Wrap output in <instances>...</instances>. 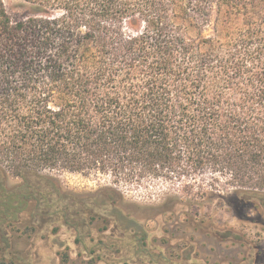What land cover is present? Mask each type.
<instances>
[{"label": "trees", "instance_id": "obj_1", "mask_svg": "<svg viewBox=\"0 0 264 264\" xmlns=\"http://www.w3.org/2000/svg\"><path fill=\"white\" fill-rule=\"evenodd\" d=\"M22 1L30 12L13 16L0 0V264L40 262L32 237L62 228L101 237L118 264L123 249L174 262L153 237L189 200L140 214L116 188L66 190L60 171L163 179L194 202L210 194L190 182L210 174L232 211L264 208V0Z\"/></svg>", "mask_w": 264, "mask_h": 264}, {"label": "rangeland", "instance_id": "obj_2", "mask_svg": "<svg viewBox=\"0 0 264 264\" xmlns=\"http://www.w3.org/2000/svg\"><path fill=\"white\" fill-rule=\"evenodd\" d=\"M5 3L13 16L20 12L24 14L30 12V8L22 0H5ZM178 24L184 23L178 21ZM187 30L189 36H196L192 28ZM210 32L211 29L206 34ZM54 175L66 190L77 194H91L103 187L116 188L123 194L124 204L130 210L140 214L155 215L162 207H173L172 199L175 197L189 200V205L178 206L180 215L177 213L170 217L171 213H167V219L162 220L163 224L170 228L171 234L160 232L153 237L155 252L160 256L173 259L172 264H264V208L249 205L242 213L232 211L231 201L218 198L219 195L227 196V193L222 189L220 192H215L208 186L212 177L210 174L198 175L195 177L196 182H190V185L196 187L203 185L206 192L210 194L209 198L208 196L198 197L196 202L183 195L182 186L177 184L172 186L163 179H147L140 184H126L114 183L112 178L102 174L60 171ZM18 181L11 178L10 184ZM192 209L200 212L201 217L197 219L201 221L200 223H204L212 232L219 231V235L211 231L199 233L190 227L189 222L184 219L183 212ZM150 226H155V223L151 222ZM227 230L235 231L238 234V236L235 234L237 239L233 236L234 234L227 238L225 234H221ZM32 238L37 241L35 243L30 241L29 248L33 247V251L40 254V262H34V264H62L58 253L66 251L71 254V261L65 264H118L111 258L112 250H104L100 244H97L101 240V237L97 235L87 238L62 228L57 235L51 234L50 230H43L37 235L34 234ZM77 239L83 241L89 248H93V244H96L97 253L90 257L87 251L85 253L84 244L76 241ZM92 239L95 242L91 243ZM26 246L24 243L17 244L19 248ZM99 254L105 256V261L104 259L96 260ZM129 254L123 249L121 254H117L119 255L117 258L127 257L131 260L130 264H171L165 259L162 260V257H158L156 263L149 262V257L139 259Z\"/></svg>", "mask_w": 264, "mask_h": 264}]
</instances>
